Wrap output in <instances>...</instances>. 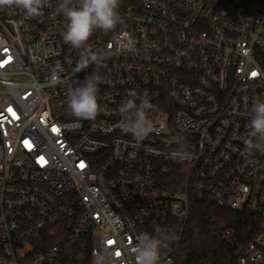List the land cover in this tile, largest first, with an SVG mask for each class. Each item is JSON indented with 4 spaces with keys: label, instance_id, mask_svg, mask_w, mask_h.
I'll use <instances>...</instances> for the list:
<instances>
[{
    "label": "built area",
    "instance_id": "built-area-1",
    "mask_svg": "<svg viewBox=\"0 0 264 264\" xmlns=\"http://www.w3.org/2000/svg\"><path fill=\"white\" fill-rule=\"evenodd\" d=\"M61 3L33 18L0 7V264H133L157 227L177 237L160 260L175 264L192 200L257 216L235 264H264V153L244 143L264 101V0H120L121 22L81 49ZM82 51L108 57L95 120L67 108L95 70L76 73ZM141 98L153 131L138 142L118 110Z\"/></svg>",
    "mask_w": 264,
    "mask_h": 264
},
{
    "label": "clouds",
    "instance_id": "clouds-1",
    "mask_svg": "<svg viewBox=\"0 0 264 264\" xmlns=\"http://www.w3.org/2000/svg\"><path fill=\"white\" fill-rule=\"evenodd\" d=\"M120 0H62L58 11L65 17L66 31L63 40L71 47L81 49L97 28L108 32L121 22L118 14ZM15 6L23 10L28 18L41 15V9L47 6V0H0V7ZM108 59L104 52L82 51L76 64V73L94 65L92 74L86 75L83 81H76L67 88V108L77 120H95L100 107L97 101L99 85L105 82L101 69ZM52 85L62 84L55 73L51 77ZM151 104L141 98L139 104L127 100L119 108L121 129L134 136L138 142L143 141L152 131L153 124L148 118L147 111ZM250 131L244 141L246 149L253 153H264V101L257 100L250 110ZM169 158L178 162L190 158L184 150L169 154ZM113 215H116L113 213ZM156 235L141 233L136 237V243L131 249L133 264H160L161 249L177 237L174 233L156 228Z\"/></svg>",
    "mask_w": 264,
    "mask_h": 264
},
{
    "label": "trees",
    "instance_id": "trees-1",
    "mask_svg": "<svg viewBox=\"0 0 264 264\" xmlns=\"http://www.w3.org/2000/svg\"><path fill=\"white\" fill-rule=\"evenodd\" d=\"M167 176L182 178L173 169ZM166 186L173 189L169 183ZM259 223L257 216L247 212L192 200L184 240L174 253L175 264H235L237 250L258 231Z\"/></svg>",
    "mask_w": 264,
    "mask_h": 264
},
{
    "label": "snow or ice",
    "instance_id": "snow-or-ice-1",
    "mask_svg": "<svg viewBox=\"0 0 264 264\" xmlns=\"http://www.w3.org/2000/svg\"><path fill=\"white\" fill-rule=\"evenodd\" d=\"M252 75H256V73H253ZM53 131H57V129L56 128H53ZM41 160H43V157H41ZM80 167H84V165L81 164Z\"/></svg>",
    "mask_w": 264,
    "mask_h": 264
}]
</instances>
